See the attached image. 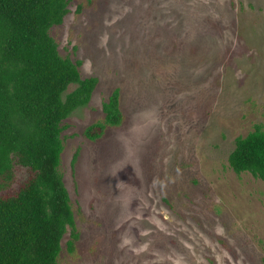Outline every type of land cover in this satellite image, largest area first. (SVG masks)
I'll use <instances>...</instances> for the list:
<instances>
[{"label":"rangeland","instance_id":"1","mask_svg":"<svg viewBox=\"0 0 264 264\" xmlns=\"http://www.w3.org/2000/svg\"><path fill=\"white\" fill-rule=\"evenodd\" d=\"M69 1L50 35L99 84L65 121L57 264H264V182L228 164L264 127V0ZM115 90L123 123L87 139Z\"/></svg>","mask_w":264,"mask_h":264},{"label":"trees","instance_id":"2","mask_svg":"<svg viewBox=\"0 0 264 264\" xmlns=\"http://www.w3.org/2000/svg\"><path fill=\"white\" fill-rule=\"evenodd\" d=\"M69 3L0 0V264H57L64 236L70 232V252L78 240L61 172L63 132L65 121L88 106L99 80L82 78L81 62L63 58L50 35ZM102 112L103 120L84 132L91 141L123 123L119 90ZM228 164L237 175L264 182V127L236 139Z\"/></svg>","mask_w":264,"mask_h":264}]
</instances>
